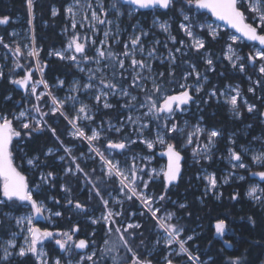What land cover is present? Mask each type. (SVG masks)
Here are the masks:
<instances>
[{
    "label": "snow or ice",
    "instance_id": "obj_1",
    "mask_svg": "<svg viewBox=\"0 0 264 264\" xmlns=\"http://www.w3.org/2000/svg\"><path fill=\"white\" fill-rule=\"evenodd\" d=\"M178 0H123L124 4L129 6H135L137 9H152V10H165L171 11L175 8ZM77 5H80V0H76ZM28 11L30 16L32 15L33 0H27ZM183 4L188 6L187 12L183 7L180 9V15L182 16V21L179 24L180 30L183 31L185 36L191 41L187 45L188 48L194 49L199 53L202 49L207 51L205 39L202 38L200 33H207L212 40H216L219 37V32L217 28L211 23L200 22L198 18L194 15H190L192 9L196 10H206L218 21L224 22L229 28L234 30V33L229 35V40L231 43L226 45L227 52L224 56L227 59L231 66L234 69H238L241 73L245 72L246 65L245 60L249 62L252 66L256 65V62H260L259 73L264 75V0H183ZM87 8L92 9L90 20L96 22V24H108L111 25L113 22L107 19L108 11L103 6L102 3L98 5L99 11L93 9V5L88 0ZM111 7L116 10L117 15H122L117 5L113 3ZM69 13L73 14V23L72 28L75 29L77 22L74 19V11L72 7L67 9ZM53 16L57 14L56 10H53ZM128 15H132V11L128 12ZM103 17V18H102ZM85 20H88L89 17L85 16ZM9 22L8 17L0 18V25L7 24ZM31 23V20L29 21ZM154 24H157L159 28L168 33L170 25L167 22H161L157 17L153 21ZM81 27H84L83 22L80 24ZM89 27L95 30V25L90 24ZM148 32L144 31L142 28L139 29V34H135L129 38V41L124 44V51L121 53H116L111 51V45L105 44V41H100L102 47L97 48L96 56L90 57L87 55L86 47L88 37L83 38L81 42V37L79 35H74L68 46L65 50L66 52H73V54L66 55L65 52L56 51L50 53V55H55L61 60L71 61L78 68L79 71L84 72L86 69L80 67L81 63H91L94 62L97 65H100L102 61L105 63L103 67H97L95 70L87 69L88 82L81 84L79 81L74 82L71 91L79 92L81 88L85 91H92L96 89L94 93V100L97 104L102 103L103 107L106 109L114 107L109 101L108 97L111 96H120L127 98L122 107L129 110H138L146 109L140 116L133 117V115H128L126 121L129 124L133 125V131L137 134L138 137H142L144 130H150V123L152 121L156 122V136L155 139H149L144 137L140 139V143L146 145V147L151 150L158 143L165 147V151L162 155L167 156L168 164L165 169H161L160 172H156L155 169L152 170V173H155V176H162L165 182V192L169 186L173 185L176 181L180 179L181 176V160L183 159L180 150L177 145L169 142L170 140L176 139V135H183L184 130L179 127L175 122L174 117L177 111L183 112L184 106L188 105L190 102H193L194 97L190 94V91L193 89V85L188 84L187 80L191 76H195L197 82L201 80V73L196 70L194 64H190L191 71L185 73L182 79L185 83H179V88L181 89L176 94H169V90L165 89L163 84L160 82V78H163L165 73L154 72L152 68L151 61L156 58L157 48L155 45H158L160 42L155 41L153 47L146 50L143 43V37L148 36ZM238 34V35H237ZM105 40L110 38V29L104 32ZM119 32L117 31L113 34L112 38L116 39L118 42ZM33 37V43H34ZM169 39L173 44L177 43L176 37L169 35ZM241 39L256 42L260 45V48H257L254 53H249L247 57L241 56L237 51L234 45L237 44ZM95 44V41H92ZM0 44H3L5 48H9V45L4 43L3 38L0 37ZM181 47L175 48V52L186 55V52L182 51V48L185 46L183 40L179 41ZM167 47V44L164 45ZM107 48L108 50H105ZM77 54H79V59ZM14 55L19 57L23 55L22 49L17 45L14 49ZM27 56L37 58V63L39 65L38 57L39 50L32 48L28 51ZM137 55L141 58L137 59ZM170 62V70L168 75L172 76L173 72L171 70V65H174L176 62V56L173 54L172 50H169L168 56ZM130 61L129 68L131 69V83L128 87L124 86V81L128 79L124 75L128 69L125 67V61ZM163 63V60L161 61ZM205 63L209 66L210 70H214L213 59L209 56L205 59ZM16 67H22L18 62L15 65ZM111 69V75L106 74V69ZM37 70L41 73L43 72V67L38 66ZM99 74V75H97ZM3 73L0 72V77ZM118 77V78H117ZM203 79L206 81L207 77L204 76ZM98 80V85L94 84L93 81ZM151 81L152 88L149 90L147 88V82ZM12 84L18 85L20 88L25 90L26 94H30L35 97L36 103L31 106L30 110L19 111L18 114L12 115L11 118L7 114L0 113V196L3 199H0V205L8 206L10 203H19L21 205H27L30 207V213L25 216L15 217V222L17 227L21 228L22 232H26L24 237V243L22 245H17L15 239H10L6 241V246H3V254L0 255V264H10V258L13 256L18 257H34L35 264H49L48 253L44 250V243L48 240H54L55 244L59 247L62 252L71 254L74 249H87L89 247V241L86 239H79L78 241L73 240L75 233L79 232V227H74L69 232H53L47 228L41 229L36 226L35 220L49 219L50 217L45 216V212L50 211L46 204L39 200L38 197L41 194V189L43 185L50 184L51 180L55 178L53 172L40 173V182L35 185V193L32 188L29 186V180L26 175L19 170L18 166L14 164L13 156V140L17 139L19 142L20 139L25 137H31L35 132H42L45 129L50 131L52 135L60 140L59 136L56 133V129L48 125V122L44 117L51 115H56L59 113L62 116H65V119L69 120V123L72 125L74 131L70 133L74 138L86 140L89 144V150L95 152L97 156L103 161L104 165L107 168L106 175L111 177L119 178L121 184V192L126 196L128 200H132L133 197H136L141 201V203L151 212L154 219L157 220L158 227L163 229L165 236V244L172 245L178 244L179 251L177 255H184L187 257L192 264H202L200 257L193 255V253L186 247L187 241L192 240L193 236H188L186 240L181 239V233L184 231L183 228L178 227L176 224L171 223L173 219V214L168 213L162 219L157 216V213L160 211L159 208H153V204L156 202V199L163 201L166 196L160 195L158 198L153 196L146 195L144 191L140 190L139 181L143 185V189L149 187L151 180L155 178L152 174H148V180H144L143 176L139 173H142L144 170L140 168L133 160V164L125 170L120 166L118 161L114 162V159L107 158L103 152L98 148L93 147L94 143L101 139V132L96 129H91V134H87L84 130L87 125L83 127L79 125L80 120L92 121L94 119L91 114V109L88 104L81 103V106L77 110L75 117L69 119L65 112L63 111L64 106L68 103L69 100L75 102L77 100L76 96H69L64 100H61L54 96L50 91V85L44 79L33 80V71L31 69L26 71V74L20 79H13ZM64 81L59 80L58 86L63 87ZM259 83V81H257ZM40 85L48 90L44 93H38L37 89ZM231 87V86H229ZM131 89H137L140 92L144 93V97L141 100L137 95H133ZM195 92L199 93L203 90V85L198 84L195 86ZM235 92V95H228L227 92H219L220 96L225 97V103L230 105V110L234 116L237 118L240 117V106L238 104V98L241 96L239 88L232 89ZM249 92H254L252 87H249ZM211 97L217 96V90H213L209 93ZM45 96H48L51 100V106L48 112L43 111L40 101L44 99ZM6 99H11V97H6ZM247 106V111L249 113L255 110L254 104H248L247 101L244 102ZM35 113L36 115H34ZM145 120L147 122H145ZM14 121L19 122V128L14 126ZM124 124L122 123L120 127H113L109 125V131H115L121 133ZM204 129L197 125L195 127V132H189L187 134L186 140L187 144L193 142V137L197 133H204ZM23 133V135H22ZM175 134V135H174ZM221 133L218 130H211L207 132V143L203 145L204 155L202 158L211 159L209 153L211 148L215 143V138L219 137ZM137 141L127 137L119 141H114L112 139H107L106 148L108 150H120L121 152L127 149L131 144H135ZM235 143V141H231ZM61 147H63L64 153L72 158V163L75 165V169L68 167L65 169V174L75 175L77 172H83L84 169L81 168L80 164L77 163V158L72 155V149L70 147L64 146L63 141H60ZM248 149H244L243 152H238L235 149L230 148V157L231 160L236 161L237 163L233 165L234 168L238 167L241 169H246L248 165L243 163V155L246 154ZM46 157L54 155V150L49 148L48 151L44 154ZM194 156H200L201 153L197 150L193 152ZM61 161L65 160V156H59ZM145 160H150L151 157H144ZM199 162V161H197ZM252 162L264 167V151L259 153H254L252 155ZM27 164L32 168H38L40 166L39 156H35L27 159ZM88 174L85 173V176ZM253 176H258L261 180H264V171L254 172ZM208 181L209 189H215L217 186V179L215 175H208L205 177ZM239 179H245L243 176H240ZM127 181V183H125ZM89 183L92 184V191L95 192V195L100 198L106 213L102 214L100 218L91 219L92 224H98L103 221L107 226L106 234L111 235L113 231L119 234V241L122 242L123 246L127 249L128 252L132 253L131 264H151L150 260L141 259L137 253L133 250L129 238H126L125 233L128 234V237H131L132 233L129 232V229H138L140 225L128 223L126 226H116L117 217L123 215V212H116L108 208L109 201L104 199L101 189L97 186L96 183L89 180ZM227 183V179H225ZM125 189L127 191L125 192ZM61 190L66 193H71V189L65 185H61ZM264 193V188H258L257 186L250 187L248 191V196L255 201H258L264 204V199L261 196H258L257 193ZM130 193V194H129ZM236 196H233L232 199H236ZM59 203V201H56ZM67 203L69 205L73 204L71 198H67ZM120 203V201H117ZM74 207L79 210H84L85 206L79 201H76ZM180 208H184V204L179 205ZM143 214V213H142ZM7 215V214H6ZM53 215L61 216L62 213L57 211ZM251 220L252 218L249 217ZM254 223V221H253ZM226 228L225 220H218L215 224L216 233L223 236ZM95 233H93L94 235ZM17 234H13L15 236ZM227 243V241H226ZM105 244H108V241H105ZM18 248V251H13ZM96 255L95 251H92L91 254L87 256H81L80 260L76 264H84L85 261H90L92 264H96V261L93 257ZM167 264H173L171 259L166 258ZM52 264H62L61 259L57 258ZM68 264H72V261L69 260ZM229 264H243L241 257L230 258Z\"/></svg>",
    "mask_w": 264,
    "mask_h": 264
},
{
    "label": "trees",
    "instance_id": "obj_2",
    "mask_svg": "<svg viewBox=\"0 0 264 264\" xmlns=\"http://www.w3.org/2000/svg\"><path fill=\"white\" fill-rule=\"evenodd\" d=\"M71 0H35L34 2V32L36 37V44L41 49L40 63L43 67L44 79L50 84L54 85L57 79L69 80L74 76L76 72L73 71L71 63L61 61L56 58L50 57V53L56 49H60L67 44V38L63 35L62 31L65 28L67 22L65 19V7ZM179 4L175 5V8L171 11L158 12V15L162 18H170L174 23L175 37L177 41L183 40L186 44L184 51L186 55H181L177 58V63L171 68L173 75L169 76V70L164 71L165 75L161 80L165 82V89L169 90V94H176L180 91L179 83L183 82L182 77L185 73L191 71L190 64H194L197 69L202 70V75L207 76L211 79V85L217 84L215 87L218 91L227 83L234 84L240 83L244 86V93L247 96L249 102L253 104H259V108H264L262 102L258 101V94L264 96V76L257 74V72H248L252 77L258 78L261 86L256 88V95L252 96L248 93L247 87L248 82L245 76H241L236 73L234 69L225 61L224 54L226 50L227 41L226 38H219L212 40L205 34L206 38V49L212 54L213 66L215 70L209 71V68L204 67V63L201 61L200 54H196L192 49L188 48V40L179 33L177 25L181 20V16L178 15L176 9ZM180 7H185V4H180ZM56 8L57 14L53 16V9ZM148 13V12H144ZM9 16L15 18L21 16L22 20L29 19L27 0H0V17ZM15 27L11 24L7 28H0V35L5 36L7 39L9 36V30ZM252 43H246L241 45V53L248 55L253 53V50L249 45ZM257 45L256 43H253ZM204 70V71H203ZM159 71V70H158ZM249 71V70H248ZM161 72V71H160ZM16 74V68L13 71L5 73L4 78L0 82V113L7 114L9 118L15 115L24 105L25 96L10 82V75ZM37 78V77H36ZM209 85L208 87H211ZM208 89V88H207ZM143 95V94H142ZM11 97V99H6ZM206 97H202L201 104L205 109L200 114L204 118V124L209 128L217 129L222 133V137L219 139L218 150L224 152V145L227 143L230 134L236 133V145L237 143H243L240 140L241 134L237 135L240 128L245 127L247 131V141L251 140L253 136L257 134V127L259 125L260 115L248 114L245 110L244 105L242 107L241 119H233L227 114V109L222 104H215L214 100H211L207 106H205ZM121 109H109L97 115V119H102L105 126L109 124L119 123L121 118L124 116V112H120ZM193 122L196 120V114L191 119ZM48 124L56 129V133L60 140L52 135L48 130L42 132H35L31 137H25L20 141H23V149L13 147L14 164L18 166L29 180L30 188H34L40 181L38 179L41 171L53 172L55 178L51 180L50 184L43 185L41 194L38 199L43 201L53 212H61L62 215L54 218L53 229L59 231H69L74 227H79L78 235L88 239L89 247L96 249V255L93 259L96 264H131L132 253L128 252L123 246L122 242L119 241V234L113 233L111 235L106 234L107 226L103 223L89 224L87 218L97 217L101 212L104 211V207L100 202L99 198L94 192L89 191L91 186L86 184L82 174L77 173L76 175L65 174V169L68 167L74 168V164L68 158L64 161L59 159V156L65 155L63 147L60 145V141H63L64 146H74L75 141L69 137L68 127L66 126V120L62 116H52L48 120ZM243 135V134H242ZM263 137H264V125H263ZM130 137L134 140V136L130 135L125 129L121 133H107V138L103 141L98 142V146L102 150H106L107 139H113L119 141ZM175 140V139H174ZM172 140V141H174ZM17 143V142H16ZM87 145L83 142L81 147L77 146L74 153L75 157H79L81 154L87 151ZM179 148V145H177ZM49 148L54 150V155L46 157L44 154ZM120 150L116 151L115 157L124 162V154L129 155L132 153L146 154L145 148H142L141 144L136 142L131 144L127 149L123 150L124 154L119 153ZM186 155L184 159L183 167V180L176 186V190L170 187L165 192V185L162 181L153 182L149 185V189L155 191L157 194L165 195L170 197L165 208L170 210H176L177 215L181 217L184 223V232L182 238L193 236L192 240L187 242V246L193 253L196 252V256L200 257L202 264H229L230 258L241 257L243 264H262L264 261V207L260 208L255 206L250 201H246L245 193L248 187L250 179L244 182H232L230 185L222 188L223 193L226 194V204H219L213 200V198L206 196L203 193L201 187L195 189V174L199 170L196 167H188L189 158L185 151H181ZM39 156L40 166L34 171V169L27 167L26 158H32ZM162 161L160 158L157 162ZM78 163L90 176L91 181L97 184L101 189L103 197H107L108 194L118 193L114 181L108 179L100 168L95 163H90L86 166L79 160ZM216 162L208 165L212 170H216L218 173L224 168V165L220 168H215ZM144 178L147 177L144 173ZM188 180V181H187ZM85 182V183H84ZM61 185H65L71 189V193H66L61 190ZM264 187V184H262ZM35 193V192H34ZM238 200L234 202L233 196L237 197ZM67 198L73 200V204L67 203ZM59 201V203H56ZM76 201H79L85 206V209L79 210L74 207ZM176 202L173 206L172 202ZM184 204V208H180L179 205ZM27 205H21L19 203H10L8 206L0 205V237L7 239L11 234L16 232L14 225V218L26 213L28 208ZM94 209V211H93ZM242 209L245 210L246 219L243 221L240 219ZM233 210L232 213L226 212ZM135 216L133 220L140 224L138 229H130L132 233L131 237L125 233L126 238H129V242L133 250L141 259H147L151 261V264H165L162 261L166 255V250L161 248L159 251H152V245L156 241L157 222L153 217L144 212L141 216L140 210L135 207ZM7 214V215H6ZM8 215H12V219H9ZM128 217V216H127ZM218 217H231L234 221V232L236 236L233 238V248L227 249L222 245H210L213 237V221ZM249 217L252 219L250 220ZM254 221V223H253ZM45 227V225H42ZM48 227V226H46ZM93 233H95L93 235ZM108 244H105V241ZM49 256L51 258L50 264H52L55 258L61 259L62 263H66V257L64 254H60L56 248L49 247ZM79 253L74 254V259H79ZM213 259H210L212 258ZM10 264H35V258L28 256L23 259L10 258ZM84 264H92L90 261L84 262ZM173 264H192L185 257L173 258Z\"/></svg>",
    "mask_w": 264,
    "mask_h": 264
},
{
    "label": "rangeland",
    "instance_id": "obj_3",
    "mask_svg": "<svg viewBox=\"0 0 264 264\" xmlns=\"http://www.w3.org/2000/svg\"><path fill=\"white\" fill-rule=\"evenodd\" d=\"M34 2H35V0H33L32 15L30 16V14H29L28 20H26V21L22 20L21 16H17L15 18H12L11 22L8 25H6V26L0 25V28H4V29L9 27L11 24L15 25V27H12L9 30V36L7 39L5 38V36L0 35V37L3 38L4 43L9 45V48H5L3 46V44H0V72L3 73L2 77H0V82L4 78L6 72L13 71L14 68H18L15 66L17 62L22 65V67H19L20 69H23L25 66H27L26 62L29 64V66L31 68L35 69L36 70V77H37V78L35 77V80L44 79L43 72L41 73L40 71L37 70V67L38 66L42 67V65L40 63L41 49L36 44V37H35V32H34V23H33L34 16H35L34 15ZM87 2H88V0H80V5L78 6L76 3V0H71L66 5L64 13H65V19H66L67 24H66L65 28L63 29L62 33L67 38V44L60 49H56V50L52 51L51 53H54L56 51H61V52H65L66 55L73 54V52H66L65 50L67 49V46H68L71 38L74 35H79L81 37V42H83V38L85 36H87L89 38L87 41L86 52H87V55L90 57L96 56L97 48L102 47V45L100 44V41H105L106 45L110 44L111 45V51L116 52V53H121L124 51V44L129 41V38L135 34H139V29L142 28L144 31H147L149 33L148 36L143 37V43L145 45L146 50L153 47L155 41L160 42L158 45H155L157 48L156 58L151 61L152 68L154 69V72L159 73L160 71L164 72V71H166V69H170V62L168 59L170 49L172 50V52L176 56V58H178L179 56L182 55L181 53L175 52V48L181 47L179 42L177 41L176 44H173L172 41L169 39V35L175 36V31H174V23L175 22H173V20L170 18L160 17L158 15V12H162L161 10H155V11L149 10V11H142L141 12L139 9L135 8V6H129L127 4H124L121 0H90V2L93 5V9H96L97 11H99L98 5L100 3H102L103 6L108 11L107 19L111 20L113 22L111 25H108V24L100 25V24H96V22L90 20L92 9L87 8V6H86ZM113 3H115L117 5V8L119 9L120 13H122V15H119V16L117 15L116 10H114L111 7V5ZM182 3H183V0H178V2H177V4H179V6L176 9V11H177L179 16H181L180 15V9H181L180 4H182ZM27 6H28V4H27ZM69 7H72L73 11H74V19L77 22V26L75 29L72 28L73 14L69 13L67 11V9ZM183 8L187 12L188 6L186 4H185V7H183ZM54 9L56 10V8H54ZM129 11H132L131 16L128 15ZM56 12H57V10H56ZM144 12H148V13H144ZM28 13H29V11H28ZM189 14L196 16L200 22L213 24V26L216 27L217 31L219 32V37L217 39L226 38L227 44L231 43V41L229 40V35L233 34L234 32L227 30L222 24L218 23L216 20H214L212 17H210L207 13L201 12L200 10H196L193 8L191 13H189ZM85 16L89 17V19L85 20L84 19ZM4 17H7V16H4ZM4 17H0V18H4ZM157 17L159 18V20L161 22H167L171 26L168 33L163 32L157 24L153 23L154 19H156ZM30 20H31V23H29ZM181 21H182V16H181V20L179 21V23L177 25L178 31L181 35H183L188 40V44H190L191 41L189 40V38L187 36H185L183 31L180 30V28H179V24L181 23ZM81 22H83L84 27L80 26ZM90 24L95 25V30H93V28L89 27ZM109 29H110V38L105 40L104 32L106 30H109ZM117 31L119 32L118 42L116 39L112 38L113 34H115ZM205 34L207 35V33L198 32V35H201L202 38L205 39V43H206ZM33 37L35 38L34 43H33ZM208 37L211 38L210 36H208ZM92 41H95L96 43L93 44ZM165 44H167V47H164ZM242 44H246V42L243 39L238 41L237 44L234 45V47L236 48V51L241 56L247 57V55H243L241 53V45ZM17 45H19L21 47L22 53H23V55H20L19 57L14 55V49ZM185 46H186V44H185ZM249 46L253 50V53L257 48H260V46L258 44L255 45L253 43ZM184 47L182 48L183 52H185ZM32 48H36L39 50V57H38L39 65L37 63V58L29 57L26 55L28 51L32 50ZM105 50H108V49L105 48ZM192 50L196 54H200L201 61L204 63L203 69H205L206 67L209 68V66L205 63V59L209 56V54H210V58H213L212 54L209 51H205L203 49L199 53H197L194 49H192ZM226 52H227V48L225 50V54H226ZM225 54H224V56H225ZM77 56L79 59V54H77ZM50 57L59 59L55 55H50ZM140 58L141 57L139 55H137V59H140ZM59 60H61V59H59ZM162 60H163V63H161ZM61 61L71 63L72 69L76 73L69 80L65 81V79L60 78V79H57V82L54 85H50L48 82L47 83L51 86L50 91L52 92V94L61 100H64L69 96H76L77 97V100L75 102L69 100L68 103H66L64 106L63 111L65 112V114L67 115V117L69 119L76 116L77 110L81 106V103L88 104L90 106L91 114L93 115L94 119L92 121L80 120L78 123L82 127L84 125H87V127H85L84 130L89 135L91 134V131H90L91 129H96V130L101 132V139L99 141L95 142L93 147L98 148L101 152L104 153V155L107 158L114 159V162L118 161L120 163V166L122 168H124L125 170H127V168H129L133 164V160L135 159V163L137 164V166L140 168H143V170H144L142 173H139V174L143 176L144 173H146V175H147V177H145V178L143 176L144 180H148V174H152L153 176H155V173H152L153 169H155L156 172H160L161 169H165L166 168V160L161 158L162 161L157 162L158 158L155 155V153L157 151L165 150V147L157 143L153 149L149 150L145 144L139 142L140 139H142L144 137H147L149 139H155L156 122L152 121L150 123V130L145 129L143 136L138 137L137 134L133 131V125L127 123L126 117L130 114L133 115V117L140 116V115H142V113L144 111H146V109L129 110L127 108H124V107H122V105H124L125 100L127 98L120 97L118 95L117 96H111L110 95L107 98L108 101L114 106V107L109 108V109H121V111H119V113L124 112V116L121 118L119 123L109 124V125H112L113 127H120L121 124L123 123L124 127L122 130L125 129L126 131H128V133L130 135H133L135 137L134 140H136L139 144H141L142 148H145L147 153L146 154L132 153V154L126 155V154H124L123 151L122 152L119 151L120 154H122V155L124 154L123 155L124 156V158H123L124 162H122L120 159L115 157L116 151H118V150H108V149L102 150V149H100V147L98 146V142L106 139L108 132L119 134V133L115 132L114 130L109 131L108 130L109 125H107V127L105 126L103 118L99 119L100 121H97V119H95L97 117V115H100V114L102 115V113L104 111L109 110V109L104 108L102 103L97 104L96 101L94 100L93 97H94V93H95L96 89H93L92 91L85 92L81 88V90L79 92H72L71 88H72L74 82H77V81H79L81 84L87 83L88 82V75H89L87 69L95 70L97 67L102 68L103 64L105 62L102 61L100 65H97L94 62L81 63L80 67H84L86 69V71L81 72L78 70V68L75 66V64H73L71 61H68V60H61ZM225 61L231 66V63L227 59H225ZM244 62L246 65L245 72L241 73L238 69H234L232 66H231V69H234L236 71V73H239L241 76H245V79L248 82L247 90L249 89V87H252L254 89V92L248 91V93L251 94L252 96H254L257 93L256 88L260 87L261 84H260V81L258 80L257 77L254 78V77L250 76L251 74L248 72H253L256 70L255 72H257V74L262 75L258 71L259 66H260V62L257 61L255 66H252L251 64H249V62L247 60H245ZM176 63H177V59H176L175 64ZM129 65H130V61L126 60L125 61V67H126V69H128V71H126L124 73V75L127 76L128 79L126 81H124L125 87H128V85L131 83V75H130L131 69L129 68ZM174 65H171V68ZM212 68L215 70L214 66H212ZM196 70L201 73V80L199 82H197L195 79V76L193 75V76L188 78L187 83L193 85V89L191 91H193L196 96L206 97L205 106H207L211 100H214L215 104H222L223 106H225L227 109V114L231 118L237 119V120H239L241 118L242 113H243L241 105H244L245 110L248 114H251L255 111L254 110L251 113H249L247 111V106L245 105L244 102L247 101L248 104H252V103L249 102V100L247 99V96L244 93V86H242L240 83H234V84L227 83L218 91L215 88L217 86V84L214 83L213 85H211L210 84L212 82L211 79L206 76L207 80L205 81L203 79V77L205 75H202V70H199L197 68H196ZM214 70L209 69L210 72H213ZM105 72H106V74L111 75V69L110 68L106 69ZM97 75H99V74H97ZM10 76H11L10 82L16 78L15 75L11 74ZM59 80H63L65 82L63 87L58 86ZM257 81H259V83H257ZM160 82L165 87L166 86L165 82L167 83V80H165V82H163L160 78ZM93 83L98 85V80L93 81ZM182 83H185V81L183 80ZM198 84L203 85V90L200 91L199 93H196L194 89H195V86H197ZM209 85H211V87H208ZM229 86H231V87H229ZM237 87L239 88V91L241 93V96L238 98V104L240 106V112H241V115L239 118H237L236 116L233 115V113L230 110V105L225 103V97L219 95V92H221V91L227 92L228 95H235V92H233L232 89H235ZM147 88L149 90H151V88H152L151 81L147 82ZM213 90H217V96L216 97H211L209 95V93ZM37 91H38V93H44V92H47L48 90H46L43 87V85H40L38 87ZM131 91H132L133 95H137L138 98H140L141 100L143 99V97H144L143 92H140L137 89H131ZM257 97H258L257 99L262 102L261 103L262 106H264V96L262 94H258ZM35 103H36L35 97L31 96L30 94H26L25 95V105L19 111L30 110L31 106ZM40 104L42 106L43 111L48 112L49 108L51 106V100L48 96H45L44 99L42 101H40ZM19 111L15 114H18ZM199 112H203V107H202V104L200 101L195 102L194 107H192L190 109L187 108L183 112L177 111L175 113L174 120L179 125V127L184 130V134L183 135H176V139L174 141H172V140L169 141L171 143L179 145L178 149L180 150V152L181 151L186 152V154L188 155L189 161H190L188 163V167L199 168V170L195 174V184L193 185L194 188L197 189V188L201 187L203 190V193L206 196H213V197L218 198L220 195L221 186H224L225 184H229L232 182H237V183H238V181L244 182V181H247L250 179L251 181L249 182L246 193L244 195L245 199L247 201H250L251 203H253L255 206H259L260 208H263L264 204L253 200L252 198H250L248 196L247 193H248L250 187H253V186H257L258 188H264L263 185L260 184L258 181L250 178L251 173L258 172V171H264V167H262L258 164H254L252 162V155L254 153H259L260 151H264V137H261V136L257 137V134H256V137H253V139L247 141V139L245 138V137H247V131H246V129H244L245 127L240 128L239 131L237 132V135L241 134L240 138H242V139H240V140H243V143H241V144L239 143V145H237L235 147L234 146V145H236L235 138L237 137L236 133L230 134V137L228 138L227 143H225V145H224V152H222V151L220 152L218 150V148H219L218 142H219V139L222 137V133L219 131L221 133V135L219 137L215 138V143L211 148V152L209 153V155L211 156V159L209 160L206 158H202L204 155L203 145L207 143V132L211 131V130H217V129L207 127L204 124V118L200 116ZM33 114L36 115L35 113H33ZM195 114H196V120L193 122L191 119L195 116ZM59 115H60L59 113H57L56 115L49 114L48 116L44 117V119H46L48 122L50 117L59 116ZM60 116H62V115H60ZM183 116H185V117H183ZM62 117L65 119V116H62ZM65 120H66V126L68 127L69 137L71 139H73L76 143V144H74V146H67V147H70L72 149V155L74 156V153L77 149V146L81 147L83 142L86 143V145L88 146L87 151L85 153L81 154L79 157H76L77 158L76 162L78 163L79 160H82V162L84 164H86V166H89L90 163L91 164L95 163V165L100 168V171L103 172L108 179L114 181L113 183L116 185L117 189L119 190L118 193H112L111 192L110 194H108L107 197H104V199H107L109 201L108 208H110L116 212H120V211L123 212V215L116 218L117 219V225L116 226H121V225L126 226L128 223L137 224V222L133 220V217L136 214L135 213V207H137L138 210H140L139 214L141 216L144 215V212H147L152 216L151 212L148 211V209L141 203V201L139 199H137L136 197H133L132 200H128L126 198V196L121 192V184H120L119 178L114 177V176L109 178L106 175L107 168L104 165L103 161L100 159L99 156L96 155L95 152H92L89 150V144L86 140L77 139V138H74L72 135H70V133L73 132L74 129H73L72 125L69 123V120L68 119H65ZM145 122H147V121L145 120ZM197 125H199V127H201L202 129L205 130L204 133L203 134L197 133L193 137V142L191 144H187V140H186L187 134L189 132H195V127ZM14 126L19 128V122L14 121ZM45 130H47V129H45ZM22 135H23V133H22ZM257 138H259V141H260L259 145L254 143L258 140ZM20 140H19V142H17V139L14 138L13 147L15 146L16 149H20L21 152H23V149L20 148L23 144V141H20ZM233 140L235 141L234 144L231 143V141H233ZM246 141L248 142L247 145H245ZM230 148L235 149L238 152H243V150L245 148L248 149L247 153L243 155V163L248 165V167L246 169L233 167V165L236 164L237 162L231 160L230 152H229ZM194 150L199 151L201 153V155L200 156H194L193 155ZM62 156H65V158L69 159V162L70 161L72 162L71 157H68L66 154L62 155ZM144 157H151V159L145 160V159H143ZM27 159L28 158L25 159L26 164H27ZM197 161H199V162H197ZM213 162H216L215 168H220L222 166V164H224L225 165L224 169H222L220 173H218L216 170L210 169L208 167V165L212 164ZM28 166L30 168H32L30 165L27 164V167ZM32 169H34V171H35L37 168H32ZM73 169H75V165H74ZM41 172H43V171H41ZM43 173H45V172H43ZM77 173L82 174L83 178L86 181V184H89L91 186V189H89V191H92V184L88 182L89 180H91L90 176L89 175L85 176V173H86L85 171L77 172ZM208 175H215V177L217 179V186L215 189H211V190L209 189L208 181L205 179V177ZM240 176H243L245 179H243V180L239 179ZM38 179L40 181V174H39ZM225 179H227V183H225ZM160 181H162L165 185V182H164L162 176H155V178L153 180H151L149 185L153 182H160ZM125 183H127V181ZM137 183L140 184V190L144 191L146 195L153 196L154 198H158L160 196V194H157L155 191L150 190L149 187L147 189H143V185L139 181H137ZM32 189L35 192V187ZM172 189L176 190V187H173ZM126 191H127V189H125V192ZM92 192H94V191H92ZM94 194H95V192H94ZM257 195L261 196V198L264 199V193L258 192ZM0 199H3V197L0 196ZM99 200H100V198H99ZM117 201H120V203H117ZM169 201H171L170 197H166L163 201L156 199V202L153 204V208H159L160 209V211L157 213V216L162 219L168 213H172L173 219L170 222L173 224H176L178 227H181L184 230V228H185L184 223L182 222L181 217L177 215V211L176 210H170L169 208H165V205ZM100 202L102 203L101 200H100ZM102 205H103V203H102ZM172 205L175 206L176 202L175 201L172 202ZM46 207L50 211L45 212V216H48L50 218L45 219L46 222L43 224V225H45V227H42V225H40L41 229L47 228L48 230L53 231V232H69V231H71V230L59 231V230L53 229L52 226L54 225V218L58 217V216L53 215L55 212H53L50 207H48L47 205H46ZM103 207H104V205H103ZM26 208H28V211L26 213H23V214L17 216V217H21V216L31 214L30 213V207L27 206ZM93 211H94V209H93ZM105 213H106V209L104 208V211L101 212L97 217L91 216V217L87 218V223L92 224L91 219L100 218L102 216V214H105ZM11 216L12 215H8V217H10L9 219H12ZM154 220L157 222L156 219H154ZM101 223L105 224L103 221H101ZM14 225L16 228V232L13 234H17V235L13 236V234H11L7 239H0V255L3 254V246H6V241L14 238L17 245H22L24 243V237L26 235V232H22L21 228L17 227L15 220H14ZM93 225H95V224H93ZM157 225H158V223H157ZM46 226H48V227H46ZM157 232H158V235H157L156 241L153 243L151 249H152V251H159L161 248H164L166 250V255L162 259V261H164L165 264H167L166 258L171 259L172 262H173V258L185 257L187 259V257L184 255H177L176 254L179 251V245L178 244H175V243L172 245H166L165 244L166 233H164L163 229H160L159 227H157ZM183 232L181 233L180 238L186 240L187 238H182ZM83 238L88 240L85 237H83ZM73 240L78 241L79 238L73 236ZM54 246H55L54 240L45 241L44 246H43L44 250L48 253L49 264L51 262V258L49 256L48 250H49V247H52V249H53ZM186 247H188L187 244H186ZM13 251H18V248L13 250ZM92 251L97 252L96 249H91L90 247H88L87 249H84L81 252H78L77 249H74L71 254H67V253L64 254V256L66 257V263H62V264H68L69 260L72 261V264H76V262L80 260L81 256H87L88 254H91ZM77 253H79V256H78L79 259L76 260V259H74L73 255L77 254ZM196 254H197L196 252L193 253V255H196ZM13 257L18 258V259L25 258V257H18V256H13ZM56 259L57 258H55L53 261H55ZM262 264H264V261Z\"/></svg>",
    "mask_w": 264,
    "mask_h": 264
},
{
    "label": "flooded vegetation",
    "instance_id": "obj_4",
    "mask_svg": "<svg viewBox=\"0 0 264 264\" xmlns=\"http://www.w3.org/2000/svg\"><path fill=\"white\" fill-rule=\"evenodd\" d=\"M141 11V10H140ZM144 11H149V10H144ZM201 12H205V13H207L210 17H212L211 16V14L210 13H208V12H206V10H200ZM142 12V11H141ZM214 20H216L214 17H212ZM218 23H220L218 20H216ZM220 24H222V23H220ZM223 25V24H222ZM227 30H230V31H233L234 32V30L233 29H231V28H229L228 26H226V25H223ZM244 40V39H243ZM246 43H250V41H247V40H244ZM252 43V42H251ZM258 44V43H257ZM259 45V44H258ZM260 46V45H259ZM26 64H27V66H25L23 69H20V68H16V74L18 75V76H16V78L15 79H20V78H22L25 74H26V71L27 70H29V69H33V68H31L30 66H29V64L26 62ZM35 77H36V70L33 72V80H35ZM19 91H20V89H19V86L18 85H15V84H13ZM21 92V91H20ZM22 93V92H21ZM190 94L191 95H193V97H194V100H193V102H190L188 105H185L184 106V109H190V108H192V107H194V104H195V102H198V101H200L201 102V100H202V97H200V96H196L195 95V93L193 92V91H190ZM22 95L23 96H25L26 95V93L24 94V93H22ZM259 101V100H258ZM253 104V103H252ZM205 108L203 107V110H204ZM263 111H264V108H259V104H255V111L253 112V113H251V114H255L256 112H257V116H259L260 115V120H259V125H258V127H257V137H259V136H261V137H263V125H264V118L262 117V113H263ZM200 114L202 113V112H199ZM197 114V113H196ZM183 117H185V116H183ZM95 119H97V117L95 118ZM241 119V118H240ZM96 121V120H95ZM94 121V122H95ZM97 121H100V120H98L97 119ZM207 126V125H206ZM253 137H256V136H253ZM253 137H252V139H253ZM246 139H247V137H245ZM258 140L256 141V142H254V143H256L257 145H259L260 144V141H259V138H257ZM247 141H246V143H245V145H247ZM237 145H238V143H237ZM242 146V145H241ZM182 155H183V160H182V166H181V176H180V179L177 181V182H175L173 185H171V186H169L168 188H170V187H176L179 183H180V181H182L183 180V176H182V174H183V167H184V159H185V157H186V155L184 154V153H182ZM164 159V158H163ZM166 160V159H165ZM166 163H167V161H166ZM224 165V164H223ZM224 167H225V165H224ZM224 169V168H223ZM259 172V171H258ZM254 173V172H253ZM238 182H241V181H238ZM231 183H229V184H225L224 186H221V189H220V195H219V197L218 198H216V197H213V196H209V197H211V198H213V200L215 201V202H217V203H219V204H222V203H225L226 204V201H227V197L228 196H226V194L225 193H223V191H222V188L223 187H225V186H228V185H230ZM264 184V183H263ZM238 195H237V198L236 199H234V202H236L237 200H238ZM247 201V200H246ZM226 212H230V213H232L233 212V210H230V211H226ZM244 214H246V212H245V210H243L242 209V214H241V217H240V219L243 221L244 219H246L247 220V218H246V215H244ZM261 217L262 218H264V215H261ZM225 220V222H226V228H225V232H224V235L223 236H221V235H219V234H217L216 233V230H215V224L217 223V221L218 220ZM44 224V223H43ZM42 225V224H41ZM212 227H213V237H212V241H211V243H210V245L212 246V245H214V246H216V245H219V246H223V247H225V248H227V249H232L233 248V245H234V243H233V238L236 236L235 235V232H234V221H233V219L231 218V217H218V218H215L214 219V221H213V225H212ZM74 237H77V238H79V239H84L83 237H80L79 235H78V232L77 233H75V235H74ZM236 238L238 239V237L236 236ZM0 239H4V238H1L0 237ZM239 240V239H238ZM226 241H227V243H226ZM54 248H56V249H58L59 250V252H60V254H65V252L64 253H61V251H60V249L59 248H57L56 247V244H55V246H54ZM210 259H213V257L212 258H210Z\"/></svg>",
    "mask_w": 264,
    "mask_h": 264
},
{
    "label": "water",
    "instance_id": "obj_5",
    "mask_svg": "<svg viewBox=\"0 0 264 264\" xmlns=\"http://www.w3.org/2000/svg\"><path fill=\"white\" fill-rule=\"evenodd\" d=\"M122 2H123V0H121ZM139 10H141V11H144V10H152V9H139ZM161 11H165V10H161ZM8 18H9V22H10V17L9 16H7ZM9 22L7 23V24H3V25H8L9 24ZM220 23H222L223 25H225L224 24V22H222V21H219ZM227 26V25H226ZM32 71L34 72L35 71V69H32ZM19 89H20V91L22 92V93H24L25 94V90L23 89V88H20L19 87ZM262 117L264 118V111H263V113H262ZM166 150V149H165ZM165 150H159V151H157L156 153H155V155H156V157H158V158H164V159H166V161H167V164H168V158H167V156H165V155H162V153L165 151ZM182 155V154H181ZM182 157H183V155H182ZM183 160V159H182ZM182 160H181V162L180 163H182ZM167 164H166V166H167ZM181 166H182V164H181ZM250 178L251 179H254V180H256V181H258L260 184H263L264 183V180H261L258 176H253L252 175V173L250 174ZM177 182V181H176ZM46 222V220L45 219H43V218H41V219H39V220H35V223H36V225L39 227V224H43V223H45ZM56 247L57 248H59L57 245H56ZM84 250V249H83ZM83 250H81V249H77V251L78 252H81V251H83ZM61 251V250H60ZM61 253H64V252H62L61 251Z\"/></svg>",
    "mask_w": 264,
    "mask_h": 264
},
{
    "label": "bare ground",
    "instance_id": "obj_6",
    "mask_svg": "<svg viewBox=\"0 0 264 264\" xmlns=\"http://www.w3.org/2000/svg\"><path fill=\"white\" fill-rule=\"evenodd\" d=\"M10 22H11V18H10ZM10 22H9V23H10ZM166 164H167V163H166Z\"/></svg>",
    "mask_w": 264,
    "mask_h": 264
}]
</instances>
